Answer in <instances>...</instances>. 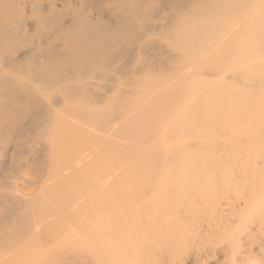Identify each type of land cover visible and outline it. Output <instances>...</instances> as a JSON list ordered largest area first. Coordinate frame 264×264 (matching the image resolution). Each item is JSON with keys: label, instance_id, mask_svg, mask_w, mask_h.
I'll use <instances>...</instances> for the list:
<instances>
[{"label": "bare ground", "instance_id": "obj_1", "mask_svg": "<svg viewBox=\"0 0 264 264\" xmlns=\"http://www.w3.org/2000/svg\"><path fill=\"white\" fill-rule=\"evenodd\" d=\"M263 5L0 0V264L264 260Z\"/></svg>", "mask_w": 264, "mask_h": 264}, {"label": "rangeland", "instance_id": "obj_2", "mask_svg": "<svg viewBox=\"0 0 264 264\" xmlns=\"http://www.w3.org/2000/svg\"><path fill=\"white\" fill-rule=\"evenodd\" d=\"M254 1V0H253ZM263 0H259V2H262ZM250 2H252V1H250ZM256 2V1H255ZM264 6V5H263ZM259 32H253V33H251V35L252 34H254V33H256V35H257V33H258V38L259 39H261V40H263V38H264V22H260V24H259ZM261 28V29H260ZM240 33H245V31L243 30H241V31H239ZM254 36H255V34H254ZM254 36L253 37H251L252 39H254L255 40V38H254ZM256 38H257V36H255ZM262 37V38H261ZM148 54H150V55H148V57L151 59V61H153V62H155L156 61V63L158 62V64H162V65H164V67H162V69L163 68H165L166 66H167V69H169L170 70V68H168V66L170 67V62L171 61H174V60H176L177 59V57H178V52H176V51H174V50H172V48H167V46H166V44L165 43H162V44H160L159 45V50L156 52V51H150V53H148ZM147 57V58H148ZM148 58V59H149ZM149 59V60H150ZM171 60V61H170ZM168 62H169V65H168ZM166 63V64H165ZM154 67H151L150 68V66H148V69H149V71H150V69H153ZM172 68V67H171ZM146 69H147V67H146ZM145 69V71H147V72H145L144 70V72H143V74H144V76L148 73L149 75H151L152 73V71L153 70H151V72H148V69L146 70ZM156 71H155V73L157 74V68H154ZM161 69V68H160ZM162 69H161V71H162ZM159 70V69H158ZM169 70H167V71H169ZM138 72H139V70H137ZM129 72L128 74H130L131 76L130 77H132V76H135L136 74H137V77L139 76V74H141L140 75V77L142 76V71H141V73H138V72ZM160 71V72H161ZM165 71H166V69H165ZM164 71V73L162 72V74L164 75H162L161 73V75H162V77L161 76H159V78H158V76L156 75V77H157V79H163V77H164V79L166 78L167 79V77H168V73H167V71L165 72ZM172 71V70H171ZM175 71V70H174ZM174 71H172V72H169V73H171V74H173V73H175ZM136 73V74H135ZM151 73V74H150ZM153 73H154V71H153ZM167 73V74H166ZM133 74V75H132ZM147 74V77L149 76ZM166 74V75H165ZM170 74V77L171 76H173V75H171ZM187 74V73H186ZM155 75V74H154ZM154 75H152L151 77H153L154 78ZM158 75H159V73H158ZM167 76V77H166ZM155 77V78H156ZM161 77V78H160ZM169 77V78H170ZM169 78L167 79V80H169ZM173 78V77H172ZM142 79H144V77L142 78ZM142 79H140V82H141V84L142 83H144L146 80V76H145V79L143 80L144 82H142L141 80ZM137 83V84H136ZM136 83H133V85L131 84V86H132V88L134 89V90H132L131 89V94L133 93V95H134V97H135V94L138 92V89H136V87L137 86H139L138 85V83L139 82H136ZM123 85V84H122ZM125 85V84H124ZM123 85V86H124ZM134 85H137V86H134ZM171 85V84H170ZM170 85H168V86H170ZM118 86H120V85H118ZM118 86H115V91H114V89H113V93L112 94H114V96L112 95V99H113V103H116L115 101H116V98H117V101H118V99L120 98V100L119 101H124V100H126L127 102H129V98L131 97L130 95V88H131V86H130V84H129V86L128 85H126V87H122V86H120V87H118ZM119 88V90L121 89V90H123V88H124V90L122 91V93H120V91L119 92H116L117 90H118V88ZM126 88V89H125ZM135 90H137L136 92H135ZM125 91V92H124ZM129 92V93H128ZM117 93H118V95H117ZM122 94V95H124L123 93H126V95H129L128 97L129 98H126V96L124 95V96H122V98L120 97L121 95L120 94ZM135 93V94H134ZM116 96V97H115ZM123 97H125V98H123ZM151 97V96H150ZM155 97V96H154ZM158 97V96H157ZM144 98H146V97H144ZM130 99H132V97L130 98ZM149 99V98H148ZM150 99H153V96L150 98ZM126 101H125V103H123L124 105L126 104ZM121 104V106H123L122 105V103H120ZM118 107H120L119 105H117ZM116 106V108H118ZM118 111V110H117ZM120 114H121V112L117 115V116H119L120 117ZM123 114V113H122ZM121 114V115H122ZM215 215V214H214ZM204 222V224L202 223V225H203V229L202 230H204L205 229V231H206V228L209 226V229H211V231L209 230V229H207V230H209L210 231V234L208 235V236H212V234L217 230V228L225 221V218H224V216L223 215H217L216 214V216L215 217H213V218H211L210 219V217H206V218H204V220H203ZM207 224V225H206ZM209 231H206L207 232V234L209 233ZM203 235H201V239L202 238H205V237H202ZM198 237H200V236H198ZM197 237V239H195V237H194V240H192L191 241V238L193 239V236H191V238L189 239H187V241L189 240V241H191L190 242V244H188V247H187V243L184 245V246H181V247H184V248H182L181 250H178V251H180V253H181V251L182 252H184L185 251V249H187L184 253H183V257H182V253L180 254V255H178L179 253H178V251H177V259H176V262H177V264H196L198 261H200L199 260V258L201 257L202 259H203V262H198L197 264H228L227 262H229V256H226L227 254H228V252L229 251H227V247H225V245H224V243H219V244H216V243H214V242H206L205 240L206 239H204V240H202V242L201 243H198L197 241L198 240H200L199 238ZM207 239H209L208 237H207ZM210 240V239H209ZM208 240V241H209ZM212 240V239H211ZM186 241V242H187ZM193 241H196L195 242V244H194V242ZM201 241V240H200ZM205 241V242H204ZM189 243V242H188ZM191 243H193V244H191ZM185 246H186V248H185ZM180 247V248H181ZM253 247H254V249H257L258 248V245H253ZM229 250V249H228ZM226 251H227V253H226ZM238 255V256H237ZM236 255V258H240L241 257V255L240 254H237ZM252 255H254V253L252 254ZM208 256V258L206 259L205 257H207ZM179 257H181V259L179 258ZM205 259H204V258ZM198 258V259H197ZM185 260V261H184ZM198 260V261H197ZM231 260V259H230ZM195 261H196V263H195ZM202 261V260H201ZM251 263L252 264H264V260H260L258 263H253V261H251ZM251 263H249V264H251Z\"/></svg>", "mask_w": 264, "mask_h": 264}]
</instances>
